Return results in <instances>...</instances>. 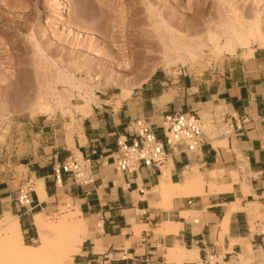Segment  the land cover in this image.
<instances>
[{
    "label": "crops",
    "instance_id": "1",
    "mask_svg": "<svg viewBox=\"0 0 264 264\" xmlns=\"http://www.w3.org/2000/svg\"><path fill=\"white\" fill-rule=\"evenodd\" d=\"M195 84L183 88L175 104L164 102L162 93L148 95L147 88L132 98L142 103L93 112L75 136L76 150L29 168L33 183L43 180L46 198L35 191L32 204L21 207L13 203L17 187L1 181L0 211L17 216L24 239L34 240V213L45 214L64 194L76 219L85 222L73 264H259L264 258V54L225 64ZM180 111H196L208 123L201 149L168 148L161 172L116 170V142L131 138V122L146 120L161 135V119ZM71 153L90 157L91 183L74 184L67 173L56 181V166ZM165 169L182 185L202 175L203 189L188 188L189 195L182 190L165 200L160 193ZM221 170L222 176L212 175ZM256 209L262 218L255 217ZM181 248L193 251L194 258L183 259Z\"/></svg>",
    "mask_w": 264,
    "mask_h": 264
},
{
    "label": "rangeland",
    "instance_id": "2",
    "mask_svg": "<svg viewBox=\"0 0 264 264\" xmlns=\"http://www.w3.org/2000/svg\"><path fill=\"white\" fill-rule=\"evenodd\" d=\"M229 15L261 19L264 28V0H0V182L17 187L10 191L16 198L33 167L48 164L54 154L65 158L76 150L75 136L93 112L142 103L132 98L147 88L148 95L162 93L164 102L178 103L188 84L199 83L197 88L215 69L249 58L242 49L216 56L211 48L208 30L221 33L218 26ZM166 25L192 46L202 45L194 60L167 64ZM254 47V53L264 54V46ZM58 68L72 69L93 93L66 92L53 80ZM57 97L64 103L58 107ZM47 100L50 110H40ZM7 217V211H0V264H12L9 252L41 242L37 229L34 240H25L22 231H12V237L5 230ZM64 218L77 215L63 194L45 211L44 221L57 224ZM75 234L57 232L44 254L46 261L54 263L64 253L74 257L76 249L62 246L73 245Z\"/></svg>",
    "mask_w": 264,
    "mask_h": 264
},
{
    "label": "bare ground",
    "instance_id": "3",
    "mask_svg": "<svg viewBox=\"0 0 264 264\" xmlns=\"http://www.w3.org/2000/svg\"><path fill=\"white\" fill-rule=\"evenodd\" d=\"M65 12H66V9H65ZM62 17L63 19H65L64 10H63ZM162 23H163V20H162ZM261 23H262V20L257 19V18H254L253 20L252 19L246 20L244 18H241L238 15L227 16L223 20V22L218 26L221 29V33H218V31L216 32L212 28L208 30V40L211 41V43L210 42L209 43L212 46L211 48H213L214 50L213 52H216V56L224 52L230 55H236L238 53V50L242 49L243 50L242 52L245 56L251 57V55H253L254 51L256 50V48L254 47V44L259 45V47L264 46V28L262 26L263 23L262 24ZM166 29L168 32V35H166V37H168L169 39V41L167 42L169 43L166 44L164 42L165 44L163 48L164 49L163 59L167 61V64L175 63L176 61L185 62L188 58L194 60L199 55L200 48L202 46L201 44H200L201 46L194 47L191 44H189L187 41L182 39L181 37H178L177 34L175 36V34L172 33L173 31L172 29H170L169 31L168 25H166ZM53 80H55L54 82L56 84L66 87V90H67L66 92L69 91L70 93H72L71 91L77 90L79 93H82V92H84L85 94L93 93V87L88 85L85 79L77 78L75 73L72 71V69L58 68ZM56 99L54 101L56 103V106L58 107V105H61L63 103V100H61V97H57ZM44 101L43 103H40L39 109L43 111L50 110V105H51L50 101L47 100L48 101L47 104H45ZM212 175L222 176L223 171L222 170L212 171ZM204 184H205V181L202 175H198L194 178H189L186 181L185 185H182L178 182H173L170 178L169 171L165 169L163 177H162V182L160 184V193L165 200L170 201L175 194L181 193L182 190H183L182 194L189 195V194H186L188 193L187 191L188 188L192 189L193 193H194L193 190L201 191L203 189ZM34 190L38 192L41 200L46 198L43 180L40 179L35 182ZM73 214L76 215V212ZM7 216H8L7 217L8 220L5 225L6 226L5 228L7 229L5 228L4 229L8 230L11 233L12 231L13 233L16 232L14 234L19 235V232H21V228H20V224L18 221V217L13 215L9 211H7ZM34 222L36 223L37 231L40 235V240H41L40 244L37 247H23L22 246V247H19L18 251L16 252H9L10 254L9 257L12 260V264H73V257L68 256L66 253H64L65 257H61L57 261H54V263L49 262V260L46 261L44 254L47 248L52 243L54 236L59 231L65 233L71 230L76 233L74 235L75 240L72 242L73 245H68L66 242L65 244L67 245L62 246V248L65 250L66 248H70V247L76 249V245L83 241L82 233H83L85 222L82 219L73 218L70 220V219L64 218L57 224L56 223L47 224L44 221V214L42 210H38L34 213ZM14 234L12 237H14ZM1 243H2V240L0 241V244ZM181 249L179 251L183 259H186L187 257H190V256H192L191 259L194 258L193 251H188L185 249L181 250Z\"/></svg>",
    "mask_w": 264,
    "mask_h": 264
},
{
    "label": "built area",
    "instance_id": "4",
    "mask_svg": "<svg viewBox=\"0 0 264 264\" xmlns=\"http://www.w3.org/2000/svg\"><path fill=\"white\" fill-rule=\"evenodd\" d=\"M131 127V138L120 136L116 142L118 150L114 159L115 168L123 175L137 173L143 167L158 168L161 172L167 161L168 148L174 151L179 147H185L189 152H196L203 146L208 130L205 120L196 111H180L165 115L160 122L161 135L143 119L134 120ZM91 163L89 156L80 157L71 153L66 160L56 166V181L60 182L62 173H67L72 177L74 184L91 183L93 181L90 174ZM34 192L32 179H27L18 188L15 203L21 207H29ZM259 264H264V258Z\"/></svg>",
    "mask_w": 264,
    "mask_h": 264
}]
</instances>
